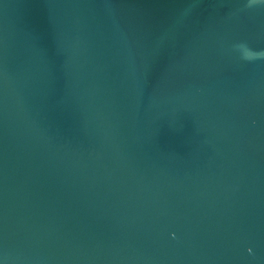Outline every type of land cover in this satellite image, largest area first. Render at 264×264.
<instances>
[{
  "label": "water",
  "instance_id": "obj_1",
  "mask_svg": "<svg viewBox=\"0 0 264 264\" xmlns=\"http://www.w3.org/2000/svg\"><path fill=\"white\" fill-rule=\"evenodd\" d=\"M0 0V264H264V0Z\"/></svg>",
  "mask_w": 264,
  "mask_h": 264
},
{
  "label": "clouds",
  "instance_id": "obj_2",
  "mask_svg": "<svg viewBox=\"0 0 264 264\" xmlns=\"http://www.w3.org/2000/svg\"><path fill=\"white\" fill-rule=\"evenodd\" d=\"M261 0H249V3L246 4V7L248 8H252L254 5L260 3ZM236 48H238L241 52V56L243 59L245 60H254V59H258L261 58L262 53L259 52H255L252 49H250L246 44H238L236 45Z\"/></svg>",
  "mask_w": 264,
  "mask_h": 264
}]
</instances>
